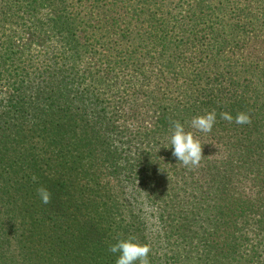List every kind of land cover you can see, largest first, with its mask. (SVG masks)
Returning <instances> with one entry per match:
<instances>
[{
	"label": "trees",
	"instance_id": "16d2710c",
	"mask_svg": "<svg viewBox=\"0 0 264 264\" xmlns=\"http://www.w3.org/2000/svg\"><path fill=\"white\" fill-rule=\"evenodd\" d=\"M129 237L150 264H264V0H0V264H115Z\"/></svg>",
	"mask_w": 264,
	"mask_h": 264
},
{
	"label": "clouds",
	"instance_id": "9594fccd",
	"mask_svg": "<svg viewBox=\"0 0 264 264\" xmlns=\"http://www.w3.org/2000/svg\"><path fill=\"white\" fill-rule=\"evenodd\" d=\"M220 118L229 123L233 122L234 119L227 112L220 113ZM215 122L216 112L213 110L205 115L194 117L190 121V127L207 134L212 131ZM234 122L237 125H245L251 123V118L248 114L240 112L236 114ZM169 147L173 149L172 156L185 168L194 170L200 167V162L204 158L202 156V145L192 132H185L183 125L179 122L174 121L172 124ZM32 180L35 183L37 177L33 176ZM37 195L43 204L50 202L51 193L46 188L39 187ZM108 251L112 254L119 253L115 264H136V262L138 264H150V246L134 242L133 237H129L126 240H118L115 244L109 245Z\"/></svg>",
	"mask_w": 264,
	"mask_h": 264
},
{
	"label": "rangeland",
	"instance_id": "374dc122",
	"mask_svg": "<svg viewBox=\"0 0 264 264\" xmlns=\"http://www.w3.org/2000/svg\"><path fill=\"white\" fill-rule=\"evenodd\" d=\"M47 40L43 37L34 38L26 35L23 39L18 41L15 46H19L23 50H42L46 44ZM144 123L147 121L146 118L142 120ZM130 123V121L128 122ZM101 184L105 183L103 180L100 181Z\"/></svg>",
	"mask_w": 264,
	"mask_h": 264
}]
</instances>
